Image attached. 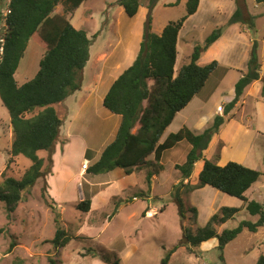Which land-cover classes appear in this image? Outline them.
I'll return each instance as SVG.
<instances>
[{"label": "trees", "instance_id": "16d2710c", "mask_svg": "<svg viewBox=\"0 0 264 264\" xmlns=\"http://www.w3.org/2000/svg\"><path fill=\"white\" fill-rule=\"evenodd\" d=\"M85 1L10 0L11 13L6 18L4 42L0 39V97L8 110L13 131L11 158L0 183V201L5 204L8 217L15 213L24 201L25 192L32 188L37 179L51 172L64 123L56 106L82 88L84 69L90 60L93 41L85 31L76 29L67 15L55 13V9L61 4L77 9ZM256 3L264 4V0H256ZM199 4L200 0H188L186 14L180 20L170 22L161 35L152 32V15L149 10L136 60L114 82L103 101L104 107L111 114L121 118L118 133L87 173L103 174L120 169L130 176L145 168H153L147 174L150 182L159 170H164L161 164L164 153L187 141L191 150L186 162L175 166L181 174V186L186 188V192L211 187L244 202L246 211L258 217V220L255 223L243 221L237 228L221 232L219 228L240 213L238 208L222 207L194 234L187 231L183 241L167 253L162 264H169L172 253L178 247L184 246L189 253L197 254L194 249L213 238L218 239L222 258L226 246L243 231L257 232L264 227V205L249 201L246 197L250 188L264 177V172L233 161L220 166L203 155L213 137L219 133L225 116L236 107L245 90L261 79L262 64L256 49L250 55L248 71L235 86L234 99L224 107V115L217 116L203 133L183 127L161 143L176 115L204 89L219 66L217 61L200 66L198 61L202 54L220 39L229 26L238 24L249 30L256 26L258 16L249 12L246 0H236L237 9L232 17L227 23L214 28L204 44L194 48L189 62L176 72L179 33L187 19L197 12ZM116 5L122 7L129 18L136 17L141 7L139 0H118ZM3 14L0 10V24ZM97 37L98 34L93 38ZM30 41L43 51L39 70L33 79L18 84L16 74ZM42 151L47 153V159L39 156ZM19 156L29 159L31 166L25 170L21 179L6 177V171ZM215 159L220 158L217 156ZM199 161H204V166L197 184H184L185 180L191 178ZM92 204L91 198H85L77 205V209L89 212ZM179 208L181 211V204ZM193 212L197 215V209H193ZM72 239V235L58 224L52 240L54 247L65 248ZM13 264L28 263L17 257ZM256 264H264V256Z\"/></svg>", "mask_w": 264, "mask_h": 264}, {"label": "rangeland", "instance_id": "374dc122", "mask_svg": "<svg viewBox=\"0 0 264 264\" xmlns=\"http://www.w3.org/2000/svg\"><path fill=\"white\" fill-rule=\"evenodd\" d=\"M117 1L87 0L77 9H72L70 5L69 10L65 12L70 17L74 15L73 26L87 32L88 38L93 41L90 47L91 56L95 57L102 50L109 53L113 49L114 52L117 51V55L121 54L120 58H122L127 53V47L132 52H137L138 46H130V42L128 43L126 39H123V42L120 38H127L128 34H133L141 28L143 22L147 20L149 10L157 26L161 27L166 23L180 20L186 14V5L182 3L183 0L181 2L165 0V3L170 2L167 7H157L163 0H139L141 7L137 16L129 18L123 8L116 5ZM174 1L176 4L172 5ZM253 1L249 9L251 13L260 14L256 21L262 28L264 27V15H262L264 4L256 3V6ZM7 7V2L0 0V10L5 11ZM211 27H213L212 23H209V28ZM96 34L98 37L95 40L93 35ZM3 37L4 34L0 29V39ZM31 46L35 47L27 48L20 62L19 81L26 78L28 79L25 80L26 82L31 80L39 70L42 56L40 53H33V50L36 48L38 52L42 51L37 45L31 44ZM258 59L262 63L260 52ZM27 62L33 70L24 75L22 72ZM88 75L86 71V77ZM217 78L215 77L214 80ZM86 80H92L91 75ZM225 86L229 91L230 86L227 83ZM210 88L211 83L203 96H207ZM259 100L262 101V97ZM64 102L68 108L73 107L72 98L68 97ZM255 102L256 100L252 97H246L245 105L243 103L237 110L235 107L228 116H225V122L227 119L235 118L233 112L236 110L237 119L233 122L241 121L249 126V132L241 135L234 129H228L224 132V136L233 144L237 141L239 145L243 144L241 138L252 139L254 147L250 159L264 162V136L263 139H259L253 130L255 123L258 128L263 126L264 117L259 115L260 119L255 115ZM61 104L57 105L56 109L64 118L67 116L66 109L61 110ZM225 106L220 115H224ZM211 108L212 105L206 109L204 115H207ZM85 112L87 113L82 115L81 119L80 115L75 119L78 132L86 143L92 145L91 149L94 152L101 151L104 145H101L100 140L105 138L100 131L101 121L96 122L97 118H90L93 112ZM192 116L195 120L197 112ZM65 120V123L69 122L67 118ZM87 120V131H85L82 125ZM225 122L222 127L228 124ZM175 127L176 123L173 125V128ZM12 142L10 116L0 97V183L4 179L2 174L11 158ZM59 145L63 149V144ZM76 145L71 154L76 151ZM222 147V143L217 145L212 154L207 155V159L220 163V160L215 158L217 156L220 158ZM190 150L191 145L183 141L167 151L161 162L164 170H159L156 174L158 179L154 181L151 179L150 182L147 180V174L153 168H145L130 176L125 175L120 169L103 174L86 171L85 177H81L80 167L70 163L59 164L57 173L51 169L47 176L38 178L32 188L25 192L24 201L11 217H8L5 204L0 201V264H13L17 257L24 259L28 264H52V262L55 264H162L167 253L183 241L187 231L194 234L197 229L205 225L204 223L207 224L208 215L213 210L212 205L219 204L217 195L223 194L211 187L197 191L195 194L187 193L186 188L181 186L183 181L175 165H184ZM230 153H237V151ZM39 156L47 159L46 152H40ZM79 157V154L75 156L78 160ZM93 165L94 161L91 163V166ZM30 166L29 159L19 156L6 171V177L21 179ZM88 166L91 167L89 162ZM197 181V178H193L191 183ZM96 182L106 183L96 185ZM91 184L94 185L93 191L98 194L93 200L91 210L82 212L77 209V205L85 198L88 199V186ZM179 204H181V211ZM193 209H197V215L194 214ZM205 219L208 221L205 222ZM257 219L258 217H253L244 211L235 216V219L220 231L235 229L243 221L255 223ZM58 224L73 237L69 245L60 249H56L52 243ZM258 231H243L226 246L222 258L217 238L207 241L206 244L202 243L204 244L202 248V244L199 248H195L197 254L189 253L184 246L178 247L172 253L169 264H256V261L264 256V240H262L264 230H260L259 233Z\"/></svg>", "mask_w": 264, "mask_h": 264}, {"label": "crops", "instance_id": "0c3cea01", "mask_svg": "<svg viewBox=\"0 0 264 264\" xmlns=\"http://www.w3.org/2000/svg\"><path fill=\"white\" fill-rule=\"evenodd\" d=\"M177 1L181 2L182 0H177ZM254 1L256 4V0ZM4 2H7V6L9 7L10 0H4ZM175 2L176 1H174L172 5L176 4ZM187 2L188 0H183L182 3L186 5ZM246 3L248 10L251 13L249 7L251 8L252 6V0H246ZM83 4L84 2L82 3V5ZM169 4L170 2L165 3V0H163L162 2H160V4L157 7H167ZM69 8L70 6H68V4H61L55 9V13L65 14L66 10H69ZM236 9H237L236 0H200V4L197 12L187 19V21L184 24V27L179 33L178 44H177L178 54L175 65L176 72L179 70V68H181L183 65L189 62L190 57L194 51V48L198 44L203 45L204 41L206 40L208 35L214 30V28L227 23V21L232 17ZM2 11L5 12L4 10ZM251 14L254 16H258V18L260 16V14H255V13H251ZM262 15H264V13ZM67 16L69 17L71 23L74 24L75 21L74 15L71 17L69 15ZM152 20H153V25H152L153 32L156 33L157 35H161L165 27L168 25V23H166V25H163L161 27L160 25L157 26V22L154 18H152ZM85 22H87V18H85ZM209 23H212L213 27L209 28ZM144 24L145 22H143L142 27L138 28V30L135 33L128 34L127 38H123V37L120 38L121 41L123 42L125 39L128 43L130 42V46L133 45L138 46L137 52L136 51L132 52L130 48L127 47V53L124 54L122 58H120L121 54L117 55V51L114 52L113 49L109 53L107 51L102 50L95 57L91 56L90 54V60L84 69L82 88L81 90L76 91L74 94L69 96V98H72L74 101L73 107H71V109L68 108L65 102L61 104L62 107L61 110L66 109L67 116L66 117L64 116V118L62 117L64 123H63V127L61 128V134H60L61 142L58 143L56 147V152L53 156V161H54L52 168L53 172L57 173V171L59 170L58 167L59 164L70 163V165L80 167L79 175L81 177L82 176L85 177L84 176L85 173L82 172L81 170L82 164L85 161H88L91 166V163L93 161L94 163L97 162L102 152L105 150V148L109 144H111L116 138V135L118 133L121 124V118L120 116L111 114L104 107L103 101L105 96L109 92L110 88L114 84V82L119 78V76L123 73V71L128 69L136 60L137 55L139 53L140 44L143 39ZM79 30L81 29L79 28ZM254 30L242 28L238 24L231 25L224 31L220 39L216 41L206 52L202 54L200 60L198 61V64L200 66H206L207 64H210L213 61H217L219 63V66L216 72L211 76V78L206 83V86L204 87L202 92L199 93L197 96H195L194 99L191 101V103L176 115V118L174 119L173 123L170 125V127H168V129L164 133L161 139V143L170 134L176 133V131L178 132L183 127H188L189 129L194 131L196 130L197 133L198 132L203 133L208 127H210L214 119L217 117V115L222 114L223 106L227 105L234 99L235 86L239 81V79L242 77V75L247 71L250 55L252 51L255 49L258 51V53L260 52L261 60L263 59L261 63L262 67L260 70L261 79L252 83L245 90V93L243 95L244 97H242L239 103L236 105V110L243 103L245 105L246 97L247 98L252 97L253 99L256 100L255 115L258 116V118H260V116L264 117V98H262V101L261 100L258 101V99L262 97L261 93L264 87V27L260 28L259 23L256 21V26ZM208 32L210 33L208 34ZM31 44L37 45L33 41H30L27 47L28 49L30 47H35V46H31ZM35 49L36 48H34L33 53H40L41 56L43 55V51L41 48L40 50L42 52H38V50ZM24 69L25 70L24 72H22V74L26 75L27 72L33 70V67H31V65H29L27 62ZM86 71L89 73L87 77H86ZM18 74H19V70L16 74V81L18 82V84H23L26 82L25 80H28L26 78L22 81H19ZM90 75L92 80L90 81L86 80ZM215 77H218L217 80H214ZM210 83H211V88L209 93L207 94V96H203L204 91L207 89ZM226 83L230 86L229 91L226 90V86H225ZM211 105L212 108L210 109L208 114L204 115L206 113V109H208ZM236 110H234L233 112L234 114L233 116H235V118L227 119L226 122H228V124L224 125V127H222L220 132L213 137L209 148L204 152L205 153L204 158L207 159V155L212 154L214 148H216L217 145L222 143L223 147L221 149V155L219 159L220 163H218V165L225 166L227 163L233 161V162H238L251 169L264 172V162L262 160L261 162H257L250 159V155L253 154L252 151L254 147V143L251 141L252 139L246 140L244 138H241L240 140L243 144L239 145L237 141L236 143L233 144L232 141H229L226 138V136H224V132L228 129H234L236 130L237 134L240 133L241 135L243 133L249 132L250 129L249 126L244 125L241 121L233 122L235 121V119H237L236 113L238 112H236ZM85 111L93 112V114H90V118L91 117L97 118L96 122L101 121L100 131L102 132V135H105V138L104 139L101 138L100 140V142H102L101 145L102 146L104 145V148L101 151L94 152L91 149L92 145L90 143H86L84 138L81 136V133L78 132V129L75 124V119L78 115L81 116L80 117L81 119L82 115H85L87 113ZM196 112H197V116L196 119L194 120L192 114ZM66 118L69 121L68 123H65ZM88 120L84 122L82 125V128H84L83 130L85 131H87ZM175 123H176V127L173 128V125H175ZM66 125L67 127L65 128ZM94 127H95V123H94ZM253 130L256 133V135L259 137V139L260 138L263 139L264 124L262 127L260 126V128H258L255 123ZM59 144H63V149H61V146ZM75 144H77L76 151L71 154ZM79 149H81V151H79ZM234 150H236L237 153H230L231 151ZM77 154L80 155L79 160L75 158ZM165 154L166 153H164V156ZM203 166H204V161H199L195 165V169L191 178L185 180L184 183L185 184L189 182L191 183L193 178H197V180H199V175L203 169ZM197 167L198 169L196 170ZM154 179H158L157 175L152 177V181H154ZM197 182L191 184H197ZM105 183L106 182H101V183L96 182L95 184L104 185ZM92 186L94 185L91 184L88 186L89 188L87 195L88 198H91L93 201L97 197L98 193L93 191ZM204 189H208V187L199 189L197 191ZM197 191L193 192V194H195ZM246 197L249 201H257L264 205V177H262L258 182H256L250 188V190L246 194ZM217 198L219 199V204L212 205L213 210L211 211L212 213L208 215L209 219L211 218V215L217 213L222 207L238 208L240 209V213L246 211L244 202H242L239 199L230 197L226 194H222V195L218 194ZM208 220L205 219V222ZM233 220L234 219L222 225L219 228V231ZM204 224L206 225V223ZM205 225H203L202 227H204ZM260 230H264V228H260L258 233L260 232ZM262 236H264V234H262ZM213 240L214 239H212V241ZM262 240H264V237ZM204 244H206V242ZM204 244H202L201 248L203 247Z\"/></svg>", "mask_w": 264, "mask_h": 264}, {"label": "built area", "instance_id": "2783aa9c", "mask_svg": "<svg viewBox=\"0 0 264 264\" xmlns=\"http://www.w3.org/2000/svg\"><path fill=\"white\" fill-rule=\"evenodd\" d=\"M10 13H11V11L9 10V7H7V9L5 10V12L3 14V19H2L1 24H0V29L2 30L3 34H5V32H6V18ZM1 42H4V40L2 39ZM2 51H3V49H1V52ZM88 169H89L88 161H86V163H83L81 170H82V172H86Z\"/></svg>", "mask_w": 264, "mask_h": 264}, {"label": "clouds", "instance_id": "9594fccd", "mask_svg": "<svg viewBox=\"0 0 264 264\" xmlns=\"http://www.w3.org/2000/svg\"><path fill=\"white\" fill-rule=\"evenodd\" d=\"M83 165V164H82ZM82 167V166H81ZM85 173V172H84Z\"/></svg>", "mask_w": 264, "mask_h": 264}]
</instances>
